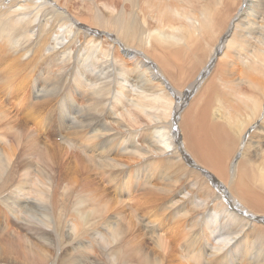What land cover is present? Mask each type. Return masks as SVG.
Wrapping results in <instances>:
<instances>
[{
    "label": "rangeland",
    "instance_id": "374dc122",
    "mask_svg": "<svg viewBox=\"0 0 264 264\" xmlns=\"http://www.w3.org/2000/svg\"><path fill=\"white\" fill-rule=\"evenodd\" d=\"M53 1L60 8H64L66 14L77 18L80 23L85 24L84 28L86 26L101 28L98 33L96 30V35L100 37L99 41H101L100 43L103 46V51H105L106 46H108L105 39L112 37L113 39L110 40L114 46V55L123 59L121 62L126 64L129 69L131 67L129 72L136 77V80H139V74L135 73L133 67L129 65L131 62L129 55L126 56L122 54V52H124V46L119 45L118 42L115 41L111 32L103 31V27L97 23L94 16H91L90 11L93 8V4L95 3L97 7L104 8V3H106L110 11L115 7H124V9L118 10V13L115 11L114 14L117 15L118 22L133 18L139 32L141 31L139 34V41L147 38L153 40L152 38L156 37L160 32L162 35L160 34L159 38H163V35L170 36V33H181L180 31L182 30V27L177 21L174 22L171 15L167 17L159 13V11L162 10L169 12L177 8V2L175 3L173 0H159V2L158 0H127V2L124 0ZM134 3L135 5H133ZM48 7L54 9L55 6L49 5ZM157 9L159 11H157ZM107 17H112V15H107ZM1 23L2 21L0 20V25ZM102 26L107 25L104 23ZM56 30L61 31V29ZM53 35L48 39V44L44 45V43H39L40 45H35L29 55L25 56L33 62L36 59L34 64L30 62L27 67L25 65V68L22 70L23 72L17 74V76L14 74V71L11 73L9 72L11 77L16 76L12 78L15 80L12 91L9 90V92H5V90L0 89V100L1 102L3 101L2 103L6 104L7 109V117L3 113L0 117V132L5 131V123L7 122L12 124L23 122L25 127L34 131V134L37 136V138H28L27 140L28 144L33 145L31 154L29 155L24 154V151L22 152L21 150V148H23V150L25 148L29 152V149L26 148L27 146L19 145L17 147L14 145L18 139V134H16L17 132L13 131L12 128L6 127V132L2 133L6 141L3 142L0 137V154L2 152L4 154H9V152L12 153V151L16 154V159L11 162V167L7 166L10 157L5 159L6 163L0 157V174L8 167L7 172L0 175V264H208L209 262V264H236L235 255L230 254L224 256V254H222L223 251H217L213 248L218 246V242L222 244L220 240L221 237L219 239H212V235H208L210 232L204 230V227H202L204 221H199H201V218L202 220L211 218V223L217 221L219 224L218 234L223 236L222 233H224V231L231 232V230H233L232 235L237 233L240 235L239 229L244 225L246 220L239 224L236 221L225 219L223 217L224 214L221 212V209H219L221 206L218 205L216 201L211 200V194L206 187V182L201 176L184 170H180V172L178 171V164H175L176 166L173 165L172 159H162L161 162L165 165L164 169L161 172L158 171L156 175L150 179L148 174L150 175L151 167L147 165V162L144 163V159L139 160L136 154L126 149L130 139L138 143V139L135 136L136 134L141 133L140 136L146 138L151 136L153 130L147 129L145 126L153 122V117H158L160 119L166 118V114L169 109L173 107V104H168L169 102L165 98L156 101L147 88H142L137 97L133 96V92H131L126 99H121L118 105H114L115 102L112 98L110 100V98L101 97L103 100L99 105V112L103 117L102 119H108V124H110L111 120V126L113 128V130L109 132V135H102V139L100 137L95 138L91 133H88L94 125L101 123V121H92L91 124L87 121L83 123V120L80 121L78 111L73 113L70 108L72 105H66L67 100L64 97L68 89H65V84L71 83V78H68L70 79L69 81L66 80L67 76L63 78L62 83H60L61 89L59 92L56 90L55 82L47 85L52 89L49 87L48 89H43L40 91L41 94L39 92L34 94L29 91L34 82H42L51 72L58 70V68L60 70H66L70 66L72 61L69 57L70 54L68 52L64 53L63 55L65 58L62 57V54H57L58 51L55 48L56 39L54 40L57 35L55 33ZM1 38L2 37H0V70L2 74H4V71H10V69L7 68V64L3 63V54L5 50V53L7 52V49L2 46L3 39ZM83 38V33L78 34V40L75 43L82 48L79 54L81 52V54L85 56L87 52L91 50L89 45H84V47H82L84 44L81 43ZM67 41L68 40L65 42ZM139 41H131L132 46L141 47ZM205 41L206 40L200 37V43L204 45ZM255 43L257 47H264V36L261 38V41H255ZM50 47L53 49L49 50L48 48ZM252 47L251 45L244 51L248 56H251L252 53L255 52V48ZM38 48L43 50L41 51ZM45 50L49 51L45 52ZM142 50L147 51L150 57L154 54L148 49ZM191 52L199 53L196 50ZM47 53H49L48 56L51 57V61L48 62L50 66L47 65L44 67L43 65L45 64L38 61L44 58ZM206 55L208 60L211 61L212 47L208 49ZM104 56L105 52L103 58ZM231 56L230 60L233 59L232 64L227 65L224 69L222 65H219L218 68L220 62L218 59L222 57V55L218 56L217 53L209 72L205 71L203 63H201L199 59H197V63H193V59L196 57L189 55V53L185 55V59L182 62H179L176 58H171L168 62L170 66L178 61L177 65L175 64L172 68L174 79L172 84L174 87H178V85L182 83L187 84L189 82L188 79L191 77H194V81L197 82V77L200 72L203 71L207 73L208 76L206 80L205 78L201 79L199 88H197L196 92L193 94V97L196 98L205 86L207 88L213 83L211 80L212 78L216 79V87L220 90H226V87L230 85L229 81L236 79V89L244 91L246 96L257 98L263 109L264 98L261 99L260 94L253 91L255 88H253L249 82H259L262 84H264V82L261 78H257L256 76L244 74L242 77V62L238 58L239 56L237 55V57L235 55V57H233V53ZM100 57L102 58L101 52L95 53V59L98 61V67L96 65V71L93 72L95 74L91 72L87 76H81V73H78V78L74 75L75 73L73 74L74 76L72 75L76 80L80 79V94L85 97L89 96V92L93 90L91 84L96 77H100L102 80L103 78H105V80H110L111 85L113 84V88L116 87V89H118L120 86L119 83L117 84V76L112 72V66L107 68V64L104 63V66L102 64L101 67L105 70L99 67L100 61L102 62ZM63 63H66V65ZM56 64L58 65L56 66ZM158 66L163 67L164 65L158 64ZM32 67H38L34 70L37 79L34 74L30 77L27 74ZM234 67L236 70L234 76L226 77L225 75ZM101 71L103 74L100 75ZM85 72L88 73V70L86 69ZM104 74L108 77L106 78ZM22 75L26 76L28 79L30 78V80L23 83V78L25 77H22ZM164 76L166 77L167 74L164 73ZM214 76H218V78ZM30 81L33 82L30 83ZM222 82L224 84H222ZM17 83L22 86L24 84L22 90H16L17 86H19L16 85ZM48 90L50 91L48 92ZM44 92H46V94L51 93V95L48 97L47 102L42 104L40 101L43 99V94L45 95ZM74 93L73 90L67 94L74 96ZM114 93L115 92H113V94ZM202 94L203 92H201L200 95ZM81 95H75V97L78 102L80 101L83 103ZM78 96H80L81 99H78ZM214 97L215 95L209 94V101ZM238 97L239 95L237 93H230L225 96V100L234 98L236 109L239 112L244 110L243 105L247 102V99L245 101L243 98L238 99ZM2 98L6 99L2 100ZM130 101L133 103L131 104ZM33 102H35L34 104H38L34 105ZM40 103L42 105H40ZM111 103L112 105H110ZM33 106L35 107L33 108ZM38 106L40 107L38 108ZM78 107H80L79 110L82 112L85 105L80 103ZM110 109H113L112 111H114V113L110 112ZM211 111L213 112V107H211ZM35 112L37 113L33 114ZM108 113L109 115H107ZM208 114L211 116L210 113ZM29 115L34 116L32 117L33 119L27 121ZM67 115H70L72 120H67ZM41 120L44 121V124H42ZM168 120H171V118ZM260 122L262 123L263 121ZM83 124H85V127ZM166 124L167 123H161L160 126L163 127ZM21 131L22 129L19 130V132ZM146 138L143 139V141H145ZM254 140L256 141L257 139L254 138ZM45 141L48 142L45 144ZM139 145L144 146V143L139 142ZM64 147L69 148L67 153ZM39 153H41L42 156ZM152 153L154 154V152ZM262 154L263 153L258 152L257 156L254 157L256 160H251L250 162L254 165L261 164L264 160V154ZM42 158L44 160H42ZM28 159L29 161L27 162ZM240 159L242 158H236L237 161ZM121 163H125V166H121ZM185 166L187 165L185 164ZM175 180L177 182H175ZM161 183H170L173 188H175V190L173 189L171 192L172 197L180 191L178 195L180 199L184 200V204L182 202L180 203L184 207L182 211L188 213L185 221H180V218L174 219L175 217H172L171 214L167 215L169 209L163 210V213L161 212L160 204L169 197L166 193L157 190L162 186ZM184 193L188 195L185 197L183 195ZM202 194L204 195L202 196ZM193 200L194 202H191ZM115 202L120 203L115 204ZM205 206H208L210 209L205 211ZM145 211L150 212L152 215L157 214L156 219H159L158 230L162 238V241L159 243H155L153 239H150L155 237V233L151 234L149 232L146 237L139 233V229L142 227V220L140 221L139 215L143 220L145 219V222L148 216L151 215L150 213L147 214ZM151 211L154 212L152 213ZM259 216H264V213H261ZM198 222L200 225H197ZM198 226L202 229L199 228L201 231L198 232V229L197 233H194L196 241L193 243V234L189 236V233L195 231ZM184 233H188V238L186 235L185 238H183ZM210 249L216 251L215 255L211 254ZM207 252L211 255L209 259L206 254ZM203 255L206 257L204 258ZM186 258L189 259L187 260ZM253 260L255 259L250 257L248 259H243L237 264H255Z\"/></svg>",
    "mask_w": 264,
    "mask_h": 264
},
{
    "label": "bare ground",
    "instance_id": "6f19581e",
    "mask_svg": "<svg viewBox=\"0 0 264 264\" xmlns=\"http://www.w3.org/2000/svg\"><path fill=\"white\" fill-rule=\"evenodd\" d=\"M124 1L127 2V0ZM173 1L175 3L177 2L176 4L178 5V9L175 8L173 11L169 12L165 10L159 11L158 9L157 11H159L160 15L162 16L166 15L168 17V15H171L174 22L177 21L182 27V30L180 31L181 33L172 32L170 33V36L163 35V38H159L160 34L162 35L160 32L156 37L152 38L153 40L147 38L142 39L141 41H139V34L141 31L139 32V29L133 18L124 20L123 22H118V17L114 14V12L117 11L118 13V10H122L124 7H115L111 9V12L106 3H104V8L97 7L95 3L93 4V8L90 11L91 16H94V19H96L97 23L103 27V31L111 32L115 41H117L119 45L124 46V52H122V54L126 56L129 55L131 58L129 65L133 67L135 73L139 74V80H136V77L131 75L129 72L131 67L129 69L126 64L121 62L123 59L114 55V46L111 41L113 39L112 37L105 39L108 43V46H106L105 51H103V46L100 43L101 41H99L100 37L96 35V30L98 33L101 28H93L90 26H86L84 28L85 24L80 23L77 18L66 14V10L64 8H60L53 0H0V20L2 21L0 25V37L3 39L2 46L7 49L6 53V50H3V63L7 64V68L10 69V71H4V74H2V71L0 70V84L2 85H0V89L5 90V92H9V90L12 91V88L14 87L13 85L15 84V80L12 78H15L17 74L22 73L25 65L27 67L30 62H33L27 59L25 56L29 55L35 45L37 46L39 43H44V45L48 44V39L55 33L57 35V37L55 35L56 38H54V40L56 39V42L54 40L52 41L55 42V48L58 51L57 54L63 55L64 53L68 52L70 54L69 57L72 60L70 66L66 70H60L58 68V70L51 72L49 76L45 75L47 77H45L42 82H34L29 91L34 94L37 92L40 93V91L43 89H48L49 86L47 85L49 83L55 82L56 90L59 92L61 89L60 83H62L63 78L67 76V81L70 80L68 78H71V83L65 84V89H68L67 93H70V91L73 90L75 93L74 96L71 94L68 95L67 93V95L65 94L64 98L67 100L66 105L70 104L73 106L70 107L73 113L78 111L80 121L83 120V123L84 121H87L90 124L92 121H101V123L94 125L89 130L88 133H91L93 137L102 138V135H109V132L113 130L111 126V120L110 124H108V119H102L103 117L99 112V105L103 100L101 97L110 98V100L112 98L115 102L114 105H118L121 99H126V97L131 94V92H133V96L137 97L142 88H147L156 101L161 100V98H165L169 102L168 104H173V107L169 109L168 113L166 114V118L160 119L158 117H153V122L145 126L147 129L153 130L152 135L146 138L140 136L141 133L136 134L135 136L138 139V143L130 139L129 145L126 146V149L131 153L136 154L139 160L144 159V163L147 162V165L151 167L150 175L148 174L150 179L153 178L158 171L161 172L164 169L165 165L161 162L162 159H172L173 165L178 164V171L184 170L201 176L206 182V187L211 194V200L216 201V203L221 206V208L219 206L218 207L224 214L223 217L225 219L234 222L236 221L239 224L246 220L244 225H240V235L238 233L232 235L233 230H231V232L224 231V233H222L223 236H220L218 234L219 224L217 221L211 223V218L205 220H202L201 218V221L199 222L204 221L202 227H204V230H208L210 232L208 235H212V239H219L221 237L220 240L222 244L218 242V246L213 248L217 251H223L222 254H224V256L230 254L235 255L236 264L240 263V261L243 259H248L250 257L255 259L253 260L255 261V264H264V216H259L261 213H264V160L259 165H254L250 162L251 160H256L254 157L257 156L258 152L264 154V108L262 109L261 103L260 101L258 102L257 98L246 96L244 91L236 89V79L229 81L230 85L229 87H226V90H220L216 87V79L212 78L211 80L213 83L207 88L205 86V88L201 91L203 94L200 95V92L196 98L193 97V94L196 92L197 88H199L201 79L205 78L206 80L208 76L207 73H204L203 71L200 72L197 77V82L194 81V77H191L188 79L189 82L187 84L182 83L179 84L178 87H174L172 84V81H174L172 70L173 66L175 64L177 65L178 61H184L185 55H188V53L189 55L196 57L193 59V63H197V59H199L201 63H203V68L207 72L210 71L214 57L216 58L217 53L218 56L222 55V57H219L218 59L220 61L218 68L219 65H222L223 69L227 65L233 63V59L230 60L232 57L231 54L233 53V57L238 55L239 57H237L242 62V77L244 74L256 76L257 78H261L264 82V47H257L255 43V41H261V38L264 36V0ZM49 5L55 6L54 9H50L48 7ZM133 5H135V3ZM107 15H112V17H107ZM104 23L107 26H102ZM56 29H61V31ZM82 33L84 36L82 40L83 42L81 41V43H84L82 47H84V45H89L91 50L87 52L85 56H83L81 52L79 54V51L82 50V48L80 45L75 43L78 40V34ZM200 37H202L203 40H206L204 45L200 43ZM66 40L68 41L65 42ZM133 40L139 41L141 47H134V45L132 46L131 41ZM251 45L255 48V52H253L251 56H248L244 51ZM210 47H212V55L210 57L211 61L208 60L206 55V52ZM141 48L148 49L154 54L150 57L147 54L148 52L142 50ZM48 49L51 50L53 48L50 47ZM193 50H196L199 53L191 52ZM46 51L47 50H45V52ZM97 52L102 53V58L105 52L104 58L102 59L100 57L102 62L100 61L99 67H101L102 64L104 66V63L107 64V68L111 66L113 67V69L111 68L112 72L117 76V84L119 83L120 85L119 87L117 85L115 86L120 89L118 90L116 87L113 88V84L111 85L110 80H105V78L102 80L100 77H96L91 84L93 90L89 92V96L85 97L84 95L80 94V79L76 80L73 76L75 75L78 78V73H81V76H87L89 73L96 71L95 67L98 64V61L95 59V53ZM48 54L49 53H47L44 58L38 61H41L40 63L43 62V64H45L43 65L44 67L47 65L50 66L48 62L51 61V57L48 56ZM62 57L65 58L64 55ZM171 58H176L178 61L174 62L173 65L170 66L168 65V62ZM157 63L164 66L159 67ZM63 64L66 65V63ZM57 65L58 64H56V66ZM37 68L38 67H32L27 72L29 77L32 76V74L36 76L34 70ZM86 69L88 70V73L85 72ZM13 71L15 72V77H11L10 73ZM250 71L254 73H251ZM235 72L236 70L234 67L229 71L228 74L225 73L227 74L225 76L232 77L234 76ZM164 73L167 74L166 77L164 76ZM101 74H103L102 71L100 75ZM104 75L106 78L108 77L106 74ZM23 76L24 75H22V77ZM24 77L23 83L27 82V80H30V78L28 79L26 76ZM214 77L218 78V76ZM32 82L33 81H30V83ZM222 84L224 83L222 82ZM249 84L255 88L253 91H256L258 94H260L261 99H263L264 84L259 82H249ZM16 85L19 84L17 83ZM23 86H17L16 90H22ZM49 91L50 90H48V92ZM113 92L115 93L113 94ZM44 93L45 95L43 94V99L40 101L42 104L47 102L48 97L51 95V93ZM230 93H237L239 95L238 99L243 98L245 101L247 99V102L249 100L248 103H244L243 111L238 112L236 109V104L234 103V98L231 100H225V96L229 95ZM209 94L215 95L211 101H209ZM75 95H81V98H83V103L80 101L78 102ZM81 98L78 96V99ZM4 99L2 98V100ZM2 102L0 100V117L2 113L7 117L6 104ZM34 103L35 102H33V104ZM41 103L40 105H42ZM80 103L85 105V108L83 107L82 112L79 110L81 106L78 107ZM130 103L132 104L133 102L130 101ZM110 105H112V103ZM34 107L35 106H33V108ZM39 107L40 106H38V108ZM211 107H213V112L211 111ZM110 110V112L114 113V111H112L113 109ZM36 113L37 112L33 114ZM109 113L107 115H109ZM208 113H210L211 116H209ZM25 114L27 115L26 112ZM31 115L28 116L29 118L27 121L33 119L32 117L34 115ZM70 117L71 116L69 115L67 120H72ZM169 118H171V120H168ZM260 121L263 122L261 123ZM41 122L44 124L43 120H41ZM161 123L167 124L161 127ZM83 125L85 127V124ZM6 127L12 128L13 131L17 132L16 134H18V137L16 136L18 139L14 145L17 147L19 145L27 146L26 148L29 149L30 153L25 148L24 150L21 148V150L22 152L24 151V154H31L33 145L28 144L27 140L28 138H37L36 134H34V131H31L25 127L23 122L14 124L7 122L5 123V131L3 132H6ZM21 129L22 131L19 132ZM3 132H0V137L4 142L6 139L2 136ZM145 138L146 140L143 141ZM254 138L257 140L255 141ZM47 142L48 141H45L44 143L46 144ZM139 142H143L145 147L139 145ZM64 148L66 150L65 152L67 153L69 148ZM152 152H154V154ZM39 154L41 155V153ZM0 157L4 162L5 159L10 157L7 166L11 167V162L16 159V154L14 151H12V153L9 152V154H4L2 152ZM237 157L242 159L237 161ZM43 158L42 160H44ZM28 161L29 159L27 162ZM185 164L187 166H185ZM121 166H125V163H121ZM121 168L124 169L123 167ZM7 169H5L0 175L6 173ZM175 182L177 181L175 180ZM161 185L162 186H160V188L157 190L169 195V197L163 201L162 204H160L162 210L161 212L163 213V210L169 209L167 215L171 214L172 217H175L174 219L180 218V221H185L188 213L182 211L184 207L180 203L182 202L184 204V200L180 199V196L178 195L180 191L177 192L174 197H172L171 192L173 189L175 190V188H173L170 183H161ZM183 195L186 197L188 194L184 193ZM203 195L204 194H202V196ZM191 202H194V200ZM119 203L120 202H115V204ZM208 209L210 208L207 206L204 210L207 211ZM151 212L153 213L154 211ZM149 213L150 212H147V214ZM156 216L157 214L149 215L145 222V219L143 220L139 215L140 221L142 220V227H140L139 233L144 237H146L149 232L151 234L155 233V237L150 239H153L155 243H159L162 241V238L159 234L160 231L158 230L159 219H156ZM199 222L197 225H200ZM199 228L201 227L198 226L195 231H191L189 233V236L193 234V243L196 241V238H194V233H197ZM200 231L201 230L199 229L198 232ZM185 235L188 238V233H184L183 238H185ZM215 252L216 251L211 250L212 255H215ZM206 254L208 255V259L211 258V255L208 252Z\"/></svg>",
    "mask_w": 264,
    "mask_h": 264
}]
</instances>
